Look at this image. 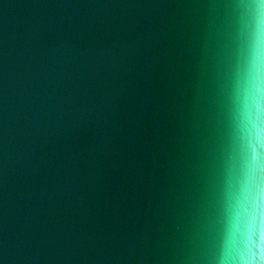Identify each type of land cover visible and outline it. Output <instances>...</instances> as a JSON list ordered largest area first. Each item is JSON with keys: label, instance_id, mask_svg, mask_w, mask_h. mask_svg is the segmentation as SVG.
I'll list each match as a JSON object with an SVG mask.
<instances>
[{"label": "water", "instance_id": "obj_1", "mask_svg": "<svg viewBox=\"0 0 264 264\" xmlns=\"http://www.w3.org/2000/svg\"><path fill=\"white\" fill-rule=\"evenodd\" d=\"M0 264H264V0H0Z\"/></svg>", "mask_w": 264, "mask_h": 264}, {"label": "snow or ice", "instance_id": "obj_2", "mask_svg": "<svg viewBox=\"0 0 264 264\" xmlns=\"http://www.w3.org/2000/svg\"><path fill=\"white\" fill-rule=\"evenodd\" d=\"M255 164H256V162H255Z\"/></svg>", "mask_w": 264, "mask_h": 264}]
</instances>
